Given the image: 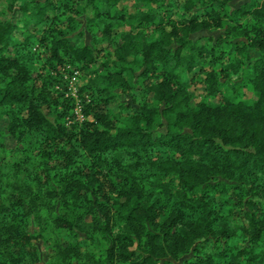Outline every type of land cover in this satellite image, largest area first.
Wrapping results in <instances>:
<instances>
[{
	"label": "trees",
	"instance_id": "16d2710c",
	"mask_svg": "<svg viewBox=\"0 0 264 264\" xmlns=\"http://www.w3.org/2000/svg\"><path fill=\"white\" fill-rule=\"evenodd\" d=\"M235 1L3 0L0 264H38L47 231L68 241L49 264H264V0ZM77 16L101 38L77 44ZM99 40L112 58L68 127L58 67Z\"/></svg>",
	"mask_w": 264,
	"mask_h": 264
},
{
	"label": "rangeland",
	"instance_id": "374dc122",
	"mask_svg": "<svg viewBox=\"0 0 264 264\" xmlns=\"http://www.w3.org/2000/svg\"><path fill=\"white\" fill-rule=\"evenodd\" d=\"M249 0H236L235 2L232 3V6H239L245 2H248ZM130 3L128 4V7H130ZM0 7H4L3 0H0ZM87 14L91 15L92 12L90 8L88 7ZM52 13H48V17H51ZM9 17V16H8ZM75 26H76V31H82L84 35L80 37L79 39L77 38V44H81L83 41L85 42H92L91 41V35L93 34L96 36L98 39L101 38V34L98 29L92 27L91 29L87 30L86 29V23L84 22V16L82 18L80 16L76 17L75 21ZM64 28V27H63ZM221 31H212V32H201L196 35H194L192 38L193 39H198V40H203L205 37H214L217 38L220 35ZM94 51H93V57L95 62L90 63L87 65L86 68H83L82 66H79L78 68H75L73 66L65 65V66H59L58 70L60 71L62 77L60 78V82L54 87V89L60 93H63L65 97H68L72 100L74 103L73 107V118L68 119L66 121V126L70 127L73 124H80L83 121L82 116L80 117L76 110L78 109V106L80 109H82V101L84 100L85 102L89 101V96L86 92H81L80 89L85 87L90 83V80L95 77V73H91L92 71H97L99 72L101 70V65L104 63L106 60L112 58V53H113V46L108 45L107 43L103 41H98L95 46H93ZM41 49L38 45L34 47V51H38ZM139 72H137L138 74ZM35 75V74H34ZM75 77V80L72 78ZM146 84L149 83L147 80L145 82ZM139 88V86H137ZM204 89V87H199L197 90L192 91V95H194V98L192 100V104L195 103L201 96V92ZM114 93L118 96L119 102L124 103L126 106L132 105V98L130 95H127V93H122V91L118 88L114 90ZM252 92L249 89H244V98L248 99L252 97ZM118 101H113L109 105V109H111L114 113L118 111L117 105L119 104ZM58 110H60V106H58ZM106 110V109H105ZM47 114H51L53 112V107L48 109L45 108L44 110ZM81 113V112H80ZM82 115V114H80ZM120 125H123L120 124ZM0 129L4 132V142L6 143L8 148H12L15 146V142L13 139L5 132V121L0 120ZM21 148V146H19ZM36 153L34 154V156ZM51 165H56L60 166L61 162L59 161H53L51 162ZM10 193V191H8ZM31 232H38V228L33 227L32 225L29 227ZM46 237H50V240L44 242V241H34L33 245L35 247V250L37 251V254L40 258V261L38 264H49L50 261L53 259L54 252L51 246L52 241L59 240L61 243L66 245L68 243L67 238H65V233L64 232H57L53 233L52 231H47L45 233ZM31 251L34 249L29 248Z\"/></svg>",
	"mask_w": 264,
	"mask_h": 264
},
{
	"label": "built area",
	"instance_id": "2783aa9c",
	"mask_svg": "<svg viewBox=\"0 0 264 264\" xmlns=\"http://www.w3.org/2000/svg\"><path fill=\"white\" fill-rule=\"evenodd\" d=\"M73 80H75V77L72 78ZM76 112L78 113V115L81 117L82 115H80L81 113V109L80 107L78 106V109L76 110Z\"/></svg>",
	"mask_w": 264,
	"mask_h": 264
}]
</instances>
